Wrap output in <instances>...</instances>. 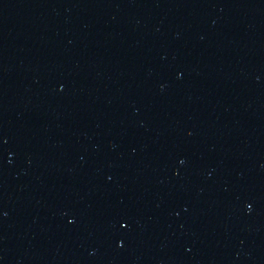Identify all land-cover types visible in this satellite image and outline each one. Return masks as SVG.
Segmentation results:
<instances>
[{
    "label": "water",
    "instance_id": "water-1",
    "mask_svg": "<svg viewBox=\"0 0 264 264\" xmlns=\"http://www.w3.org/2000/svg\"><path fill=\"white\" fill-rule=\"evenodd\" d=\"M0 264H264V0H0Z\"/></svg>",
    "mask_w": 264,
    "mask_h": 264
}]
</instances>
